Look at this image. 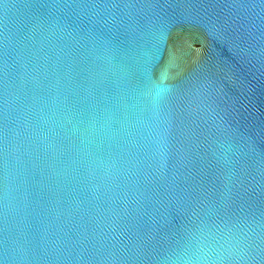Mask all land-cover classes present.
Masks as SVG:
<instances>
[{"label": "water", "instance_id": "95a60500", "mask_svg": "<svg viewBox=\"0 0 264 264\" xmlns=\"http://www.w3.org/2000/svg\"><path fill=\"white\" fill-rule=\"evenodd\" d=\"M0 264H264V0H0Z\"/></svg>", "mask_w": 264, "mask_h": 264}]
</instances>
